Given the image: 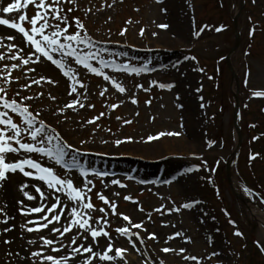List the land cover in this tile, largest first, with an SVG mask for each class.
Instances as JSON below:
<instances>
[{
	"label": "rangeland",
	"instance_id": "obj_1",
	"mask_svg": "<svg viewBox=\"0 0 264 264\" xmlns=\"http://www.w3.org/2000/svg\"><path fill=\"white\" fill-rule=\"evenodd\" d=\"M7 2L5 0V4ZM74 6L77 10L69 14V21L76 16L80 18L88 34L97 41L94 51L101 50L100 54L106 60L118 64L151 67H146L147 70L139 75L104 69L125 86V93L81 67V79L88 86L85 98L69 95L68 79L50 62L25 66L7 57L0 61V69L20 65L11 73V85L0 80V84L9 89V97H35L28 101L32 110L42 113L40 118L55 127L64 142L80 150H71L65 157L71 167L36 153L30 154L31 157L53 167L62 178H72L81 187L84 180L81 168L108 174L99 177L89 172L87 179L94 185H90L92 191L89 193L92 202L97 209L107 207L97 196V193H103L118 205V213L128 215L134 223L142 222L147 229V232L132 230L139 232L144 240L140 243L133 237L140 249L138 252L126 237L115 231L121 226L128 227V222L108 213L111 224L108 231L114 249H128L126 264H145L146 261L147 264H264L263 255L256 252L254 245L257 241L261 248L264 247V213L257 206L237 198L227 182L226 165L239 140L234 130L236 100L232 95L233 90H238L237 82L231 79L225 62L231 55L240 85L245 75L247 78V89L241 86L239 93L243 112L241 126L245 128L244 146L232 174L235 183L245 189L240 192L255 200L253 190L259 189L264 194V97L254 95L256 91H264V0H245L244 10L241 0H76ZM27 12L31 17L36 9L30 6ZM0 16L16 22L20 13H13L11 17L0 13ZM234 19L238 21L243 41L232 53L237 46ZM253 23L258 31L250 45L251 50H248L245 49L250 43L248 30ZM124 29L127 32L121 35ZM0 35L16 37L14 41H2L4 47L0 48V55L10 51L7 47L10 44L24 46L23 37L16 30L0 26ZM190 49L194 51L190 52ZM93 63L99 67L97 61ZM218 65L223 69L222 75L220 79H211L207 72L214 73ZM30 68L37 71L31 72ZM5 74L0 71V77ZM37 79L41 80L40 84L35 83ZM219 81L221 87L217 89ZM160 84L173 86L160 88ZM105 88L108 90L101 96L100 92ZM17 91L20 97L16 96ZM41 92L43 96H40ZM73 99L82 100L85 107L66 108ZM133 99L137 103H132ZM101 113L105 115L101 116ZM97 116L100 119L95 124L87 123ZM128 120L132 123H125ZM161 132L179 135L147 139ZM118 140L125 142L117 146ZM55 143L48 147L55 148ZM249 151L258 156L256 160L249 159ZM73 157L78 162L76 166H72ZM112 179H119L126 187L112 185ZM24 183L29 185L24 191L35 196V200H28L23 195L20 185ZM33 185L46 191L43 182L21 173L11 174V179L0 188V208L7 213L5 216L0 212V221L8 219L9 215L14 218L9 219L8 225L0 223V232L14 225V236L8 233L0 236V264H29L21 257L26 258L33 251L49 254L41 236L59 238L58 234L55 237L49 234L47 229L29 233L22 227L26 221L39 220L44 215L32 213L26 216L20 212L21 207L27 210L42 202ZM126 196L133 200H125ZM61 197L66 199L63 194ZM4 199L10 201V206ZM19 201H23V205ZM52 202L51 196L43 201L48 205ZM185 203H192L193 207L183 208ZM177 208L179 211L175 210ZM252 208L257 211L255 216ZM100 215L99 211L93 213L94 219ZM231 220L240 223L236 233L242 235L235 234V227L229 223ZM177 232L181 235H175ZM150 234H155L156 239H149ZM4 239L12 243L4 244ZM62 240L64 244L69 243L67 236ZM106 243V238H100L95 250H103ZM166 247L176 251L165 253L162 249ZM180 249L185 251L181 254ZM213 252L217 255L209 256ZM186 256L198 259L186 260Z\"/></svg>",
	"mask_w": 264,
	"mask_h": 264
},
{
	"label": "snow or ice",
	"instance_id": "obj_2",
	"mask_svg": "<svg viewBox=\"0 0 264 264\" xmlns=\"http://www.w3.org/2000/svg\"><path fill=\"white\" fill-rule=\"evenodd\" d=\"M75 4L76 0H8L7 4H5V0H0V13H6L9 17L13 13H20L19 20L16 22L9 18H0V26H7L9 29L16 30L22 35V43L24 44L23 47L20 45H8L7 47L10 51L5 52L4 55H0V61H4L7 57L10 60L20 61L25 66L32 64L40 65L45 61L50 62L68 79L70 87L69 95L75 94L77 97L84 96L85 98L87 96L88 86L81 79V67L89 73L100 76L105 81H109L120 93H125L127 91L125 86L113 76L107 74L104 69L112 68L117 72L122 71L139 75L141 72L146 71L147 68H137L131 64H118L113 60H106L100 54L101 50L94 51L97 41L88 34L85 24L79 17H74L76 30L70 31L73 24L69 21V14L77 10L74 6ZM66 5L73 6L66 8ZM30 6L36 9L35 15L31 17H29L27 12ZM87 11H91V9ZM159 27L163 28L166 25H160ZM126 32L127 29H124L121 35L126 34ZM143 34L142 30L141 35ZM5 39L14 41L16 37L0 35V48L4 47L2 41ZM93 61H97L99 67L95 66ZM18 67L20 65L14 64L0 69V71L6 73L3 77H0L3 84L11 85L13 83L11 73ZM29 70L31 72L37 71L36 68H30ZM41 79H46L48 83H53L51 79L46 77H42ZM35 83L40 84L41 80L37 79ZM3 84H0V188H3L4 183L11 179V174L17 173L43 182L46 185V191H42L38 185L32 186L41 198L42 202L40 206L27 210L21 207L20 212L26 216L32 213H44V215L39 220L30 219L26 221L22 227L29 233L47 229L49 234L54 237L58 234L59 237L53 239L49 238V236H41L40 239L43 241V245L49 254H45L44 251H33L28 257H21V259H27L29 264H119V262L126 264L128 249L124 247H116L114 249L113 238L108 231V228L111 227L110 221L107 219L108 213L111 212L112 215L122 217L124 221L128 222V227L121 226L116 228L115 231L119 235L126 237L132 248L138 252L140 249L136 247L137 241L133 237L135 236L140 243H144V240L140 237L139 232L132 230L142 229L147 232L144 224L142 222L134 223L128 215L118 213V205L114 201L109 200L103 193H97V196L107 207L97 209L89 195L94 185L87 177L90 171L99 177L106 176L108 175L107 173L97 172L95 169L81 168L80 174L84 177L81 187L77 186L72 178H62L53 167L45 166L38 160L33 159L30 154L36 153L53 159L57 164L71 167L67 165L65 157L68 156L71 150L76 152L80 150L73 149V145L64 142V138L57 129L40 118L43 115L42 113L32 110L28 101L35 99V97L10 98L8 95L9 89L5 88ZM172 86L171 84L159 85L160 88H171ZM137 87L142 88L143 85H137ZM107 90L105 88L100 92V95L103 96ZM20 95V92L17 91L16 96L20 97ZM43 95L44 93L41 92L40 96ZM254 95L256 97H264V91H256ZM132 103L135 104L137 101L133 99ZM147 103L150 104L151 101ZM77 105L79 108L85 107L80 99H73L65 107L76 108ZM89 106L94 107V105ZM112 107L117 108L119 105H112ZM103 115L105 113H101V116ZM99 119L100 116H97L87 123L95 124ZM117 119H120V117H117ZM125 123L130 124L132 121L128 120ZM164 135H179V133L161 132L156 136H149L147 139L152 141ZM54 141L56 142L55 148L48 147ZM104 142L107 143V141ZM124 142V140H118L116 144L118 146ZM84 143H87V141ZM252 159L255 160L256 156H252ZM77 163L75 157H73L72 166H76ZM110 183L119 187H126L119 179H112ZM28 187L29 185L26 183L21 184L20 190L28 200H35V196L30 195L28 191H24ZM61 194L66 199H63ZM114 195L118 196L119 193H115ZM49 196L53 200L51 205L43 203ZM124 199L133 200L131 196H126ZM19 203L23 205V201H19ZM182 207L186 209L191 208L193 204L185 203ZM140 210L143 211L142 208ZM175 210L179 211L178 208ZM97 211L101 215L94 219L93 213ZM156 211H160V209H156ZM169 211L172 210L169 209ZM0 212H4V208H0ZM4 214L7 216L6 212ZM150 218L151 215L149 214ZM9 219L14 218L9 217L0 221V223L8 225ZM28 225L35 226L29 227ZM13 227L14 225L5 227L3 232H0V236L11 232ZM235 234L237 236L242 235L240 232ZM175 235L181 234L177 232ZM66 236L69 239V243L64 244L62 238ZM100 238H106L107 243L103 250L96 251L95 249L99 247ZM148 238L156 239V236L155 234H150ZM89 240L92 243L86 244L85 242ZM2 242L4 244L12 243L8 239H4ZM29 243L32 244L35 241H29ZM261 250L264 251V247ZM162 251L168 253L175 252L176 250L166 247ZM184 251L185 249H180L181 254ZM8 254L13 255L11 252ZM15 255L18 256L19 253ZM215 255H217L215 252L209 254V256ZM184 259L196 261L198 258L186 256ZM145 264H147V261Z\"/></svg>",
	"mask_w": 264,
	"mask_h": 264
},
{
	"label": "bare ground",
	"instance_id": "obj_3",
	"mask_svg": "<svg viewBox=\"0 0 264 264\" xmlns=\"http://www.w3.org/2000/svg\"><path fill=\"white\" fill-rule=\"evenodd\" d=\"M6 196H7V195H6ZM4 201H6V202L9 204V206H10V201H9V200L4 199ZM252 210H253V212H254L253 214H256V212H257V211H255L256 209L252 208ZM10 214L12 215V209L10 210ZM12 225H13V224H12ZM11 232H12V231H11ZM11 232H8V234L14 236V233H13V232L11 233Z\"/></svg>",
	"mask_w": 264,
	"mask_h": 264
}]
</instances>
